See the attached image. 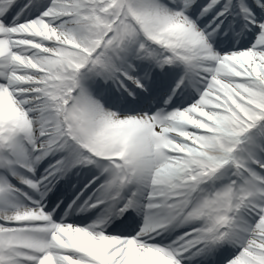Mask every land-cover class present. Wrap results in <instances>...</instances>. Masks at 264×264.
Listing matches in <instances>:
<instances>
[{"label":"snow or ice","instance_id":"obj_1","mask_svg":"<svg viewBox=\"0 0 264 264\" xmlns=\"http://www.w3.org/2000/svg\"><path fill=\"white\" fill-rule=\"evenodd\" d=\"M0 264H264V0H0Z\"/></svg>","mask_w":264,"mask_h":264}]
</instances>
